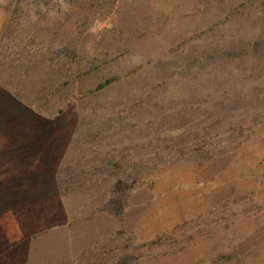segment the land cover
<instances>
[{"label":"rangeland","instance_id":"374dc122","mask_svg":"<svg viewBox=\"0 0 264 264\" xmlns=\"http://www.w3.org/2000/svg\"><path fill=\"white\" fill-rule=\"evenodd\" d=\"M0 264H264V0H0Z\"/></svg>","mask_w":264,"mask_h":264}]
</instances>
